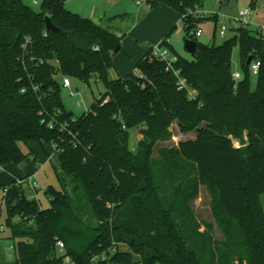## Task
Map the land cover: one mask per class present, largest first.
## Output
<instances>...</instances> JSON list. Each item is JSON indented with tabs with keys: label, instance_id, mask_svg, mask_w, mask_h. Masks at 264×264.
<instances>
[{
	"label": "trees",
	"instance_id": "obj_1",
	"mask_svg": "<svg viewBox=\"0 0 264 264\" xmlns=\"http://www.w3.org/2000/svg\"><path fill=\"white\" fill-rule=\"evenodd\" d=\"M66 2L42 0L35 10L26 0H0V188H7L15 264H135V257L143 264H264V36L243 26L222 43L204 44L194 32L206 17L189 13L203 0H151L178 10L198 42L187 58L168 40L173 28L162 39L179 55L175 68L197 91L193 98L150 49L136 64L143 74L110 78L122 36ZM47 15L60 32L46 28ZM249 57L261 60L254 88ZM59 75L100 81L107 91L75 116L64 106ZM174 120L197 136L153 159ZM139 127L143 137L132 150L130 131ZM32 141L56 145L62 187L46 190L45 208L17 184L29 176L20 168L28 156L20 143ZM201 184L212 195L221 240L190 205Z\"/></svg>",
	"mask_w": 264,
	"mask_h": 264
},
{
	"label": "rangeland",
	"instance_id": "obj_2",
	"mask_svg": "<svg viewBox=\"0 0 264 264\" xmlns=\"http://www.w3.org/2000/svg\"><path fill=\"white\" fill-rule=\"evenodd\" d=\"M37 1V3L35 2ZM66 7L78 8L79 3L85 4L84 9L95 8L98 18L101 16L112 15L118 18V15L124 16L125 20L120 25L111 29L118 35L122 31L121 44L122 48L113 54V67L108 70L109 76L112 79L125 77L134 72L135 65L142 59L141 52L144 49L161 43L165 34L172 28V34L169 38L171 44L177 53L187 58H193L185 48L186 38L188 35L187 24L183 20L181 13L168 6L162 4L147 5L138 3L137 0H67ZM26 2L35 10H39L42 0H26ZM251 6V0H203L202 10L206 12V19L199 21L201 23L203 33L198 36L200 42L204 44H213L214 41L222 43L234 36L237 32V26L229 22V17H237L240 10ZM257 7L254 8L252 16L253 23L250 25L252 30H257L259 26L264 25V0H259ZM73 7V8H76ZM88 11V10H87ZM89 13V12H88ZM124 14V15H123ZM216 14V15H215ZM218 20H216V17ZM95 18V17H93ZM229 29L224 37H221L219 32L223 22ZM164 31V32H163ZM163 33V35H162ZM239 47H235L232 57V69L242 72L241 55ZM138 74H143L137 70ZM60 81L64 79V75L58 76ZM71 87L67 88L62 85V97L64 106L69 111H72L75 116H81L87 112L91 104L100 98L107 91L105 85L100 81H92L90 84L85 83L77 77H69ZM257 76L252 75L251 82L253 88L256 86ZM140 127L130 131L131 140L130 147L132 150L137 149L139 140L143 137L140 133ZM171 138L167 141H158L153 147V159L161 157L162 148L178 146L179 142L187 138H195L197 133L195 130L182 132L177 120L171 124ZM235 145H239L236 142ZM20 147L28 156L21 162V168L28 174L34 175L39 188L36 194L43 208L50 205V200L46 194V190L53 186L60 189L62 186L58 177V156L55 153L53 146L44 144L41 146L37 142H30L28 145L20 143ZM37 158V161H35ZM33 172V173H32ZM26 194L30 193V185L24 184ZM71 192V185L68 188ZM72 193V192H71ZM4 190L0 188V206H2V214L0 216V264H15L16 252L10 246L14 245V241L10 238L11 231L6 226V205L3 202ZM73 195V194H72ZM264 206V194L262 195ZM190 205L195 211L199 220L213 224L212 235L215 239L221 240L224 238V233L220 226L217 225L214 211H212V195L209 188L201 184L199 186L198 197L190 201ZM18 220V217L15 218ZM126 246L119 244V249L125 250ZM135 264H143L138 257H135ZM157 264H161L157 262Z\"/></svg>",
	"mask_w": 264,
	"mask_h": 264
},
{
	"label": "built area",
	"instance_id": "obj_3",
	"mask_svg": "<svg viewBox=\"0 0 264 264\" xmlns=\"http://www.w3.org/2000/svg\"><path fill=\"white\" fill-rule=\"evenodd\" d=\"M35 2L37 3V1H35ZM137 2L141 3V4H147V5L151 4V0H137ZM223 2H225V0H223ZM189 13L193 14V15L197 14L201 17H206V12L204 10H202V8L199 6H197L195 10H190ZM253 14H254V7L250 6V7L243 8L242 10H240L239 15L237 17H229L228 19H229V22L232 23V25L237 26L238 28L244 26V27L251 29L250 25L253 23V21H252ZM216 20H218L217 16H216ZM228 29H229V25L227 26L223 22L221 30L219 32L220 36L224 37L226 35ZM255 31L264 36V25L259 26V28ZM202 33H203V29H202V26L200 23V24H198L196 31L194 32V36L197 38ZM150 50H151V56L163 60L167 64L166 68L169 70H172L175 73V75L179 79L178 86L181 89L188 88L189 96L194 98L197 94V91L195 89H193L192 87L188 86L186 78L181 76V71H179V69L175 68V63L179 60V55L174 53L171 50V48L167 44H163V42L150 47ZM260 65H261L260 59H254L251 61L249 66H250V69L252 70V74H254V75L258 74V72L260 71ZM233 75H234V78L236 81H239L243 78L242 72L237 71V70L234 71ZM62 84L64 87L70 88L71 87L70 78L64 77ZM65 126L66 125H64L63 128H65ZM53 148L55 150L56 145H53ZM17 184H28V185H30L31 191H30L29 195H27V196H28V198L36 199V194H37L39 185H38L37 181L35 180L34 175L29 174V176L26 179L17 180ZM3 190H4V193L6 194L7 188H5ZM0 229L1 230L3 229V225H0ZM56 245H57L58 249L60 250V252L65 250V244H64L63 240H57ZM10 247L13 248V246H10ZM113 250L114 251L117 250V247H114Z\"/></svg>",
	"mask_w": 264,
	"mask_h": 264
},
{
	"label": "crops",
	"instance_id": "obj_4",
	"mask_svg": "<svg viewBox=\"0 0 264 264\" xmlns=\"http://www.w3.org/2000/svg\"><path fill=\"white\" fill-rule=\"evenodd\" d=\"M68 2V1H67ZM67 4V3H66ZM79 6H78V8L76 7V6H72V8H68L67 7V9H69V10H72V11H75V12H78L79 14H81L82 16H84V17H89V18H93V17H95L96 18V16H97V11H96V9L95 8H90V9H84V7L83 6H85V4H83V3H79L78 4ZM163 5V4H162ZM165 6H167L166 4H164ZM73 7H76V8H73ZM169 7V6H168ZM171 8V7H170ZM88 10V11H87ZM89 12V13H88ZM124 15V14H123ZM181 16H182V14H181ZM98 20H99V22H100V25L101 26H104V27H107L109 30H111L112 28L114 29L116 26L115 25H120L119 23H123L124 22V20H125V18H124V16H120V15H118V18H116V17H112V15H106V16H99L98 17ZM112 31V30H111ZM164 32V31H163ZM118 35L119 36H122V31H119L118 32ZM162 35H163V33H162ZM165 37V36H164ZM163 39V37L161 36V39L160 40H162ZM169 40V39H168ZM170 41V40H169ZM122 44H123V42H122ZM122 44H121V46H122ZM150 49V48H149ZM149 49H144L142 52H141V56H142V58H144L145 56V54H146V52L149 50ZM137 68H136V65H135V67H134V72H137ZM61 83H63V81L61 80ZM20 168H21V166H20ZM21 170H23L22 168H21ZM24 171V170H23ZM24 173L26 174V175H29L27 172H25L24 171ZM33 173V172H32Z\"/></svg>",
	"mask_w": 264,
	"mask_h": 264
},
{
	"label": "water",
	"instance_id": "obj_5",
	"mask_svg": "<svg viewBox=\"0 0 264 264\" xmlns=\"http://www.w3.org/2000/svg\"><path fill=\"white\" fill-rule=\"evenodd\" d=\"M93 21L96 23V24H100L98 18H92ZM45 22H46V28L49 30V31H52V32H60L61 31V28L54 25L52 19L50 18V16H46L45 17ZM197 45H198V42L195 40V39H192V38H186L185 40V48L186 50L191 53L192 55L196 53L197 51ZM121 45L119 44L116 49H115V52H118L119 51V47ZM252 61V57H249L248 60H247V64H250Z\"/></svg>",
	"mask_w": 264,
	"mask_h": 264
}]
</instances>
